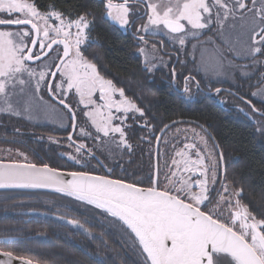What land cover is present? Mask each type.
<instances>
[{
    "label": "snow or ice",
    "instance_id": "1",
    "mask_svg": "<svg viewBox=\"0 0 264 264\" xmlns=\"http://www.w3.org/2000/svg\"><path fill=\"white\" fill-rule=\"evenodd\" d=\"M141 2L146 5L147 19L137 27L136 33L138 41L145 46L148 41L141 32L166 31L183 47L189 38L198 39L197 30L209 29L215 23L221 34L226 25L235 32L234 43L240 44L241 51L247 55L264 54V0H259V8H256L258 0H251L252 8L245 0H169L163 8L151 0ZM45 9L40 11L35 0H0V113L32 119L34 112L43 111L46 119L60 123L61 127L67 117L75 131L77 110L67 102L70 95H75L78 105L87 109L81 112L94 129L93 133L80 127L79 132L93 141L96 151H110L112 144L131 151L132 145L126 139V121L130 113L144 116V110L126 95L124 88L101 75L97 64L85 55L88 44L95 42L89 36L95 22L89 16L93 14L85 11L73 18L70 11L66 15L58 9L55 0ZM131 11L129 0H105L103 17L125 27L130 24ZM11 26L18 30H9ZM210 39L193 45L190 55L194 62L197 47ZM151 49L158 51L155 43ZM53 51L56 56L52 63L39 71L31 67L30 62L49 58ZM139 51L145 53L146 65L151 64L146 47ZM206 52L207 49L201 48L200 68L206 73L222 72L223 64L206 59ZM152 67L155 65L147 70L151 71ZM25 74L27 81L23 78ZM190 82L199 88L194 77H185V93L190 91ZM26 83H32L34 95L24 98L22 86ZM42 90L53 104L44 102ZM220 91L216 89L217 93ZM252 96L264 97V82ZM13 97L21 98L13 100ZM245 103L254 113L264 115L250 100ZM164 127L167 129L169 125ZM67 139L72 142L68 146L74 147L77 154L86 150L88 157L97 158L92 148L74 141L71 133ZM156 139L159 141L160 137ZM200 141L203 148L187 143L175 153L171 165L165 164L167 171L163 179L157 166L155 177L149 175L146 186L142 180L129 182L126 177L112 178L110 174L63 171L47 163L36 165L0 159V189H46L92 206L132 236L143 264H264V212L258 218L243 202V187H233L226 168L222 170L224 156L217 150L218 145L209 147L204 137ZM17 152L27 160L24 153ZM64 155L83 165L71 152ZM35 214L52 215L93 236L87 218L81 221L67 213ZM4 239L7 241L9 237ZM14 261L33 264L11 251H0V264Z\"/></svg>",
    "mask_w": 264,
    "mask_h": 264
},
{
    "label": "trees",
    "instance_id": "2",
    "mask_svg": "<svg viewBox=\"0 0 264 264\" xmlns=\"http://www.w3.org/2000/svg\"><path fill=\"white\" fill-rule=\"evenodd\" d=\"M35 2L40 11H45V6L53 0ZM55 3L66 15L70 11L73 18L85 11L93 14L89 16L90 20L95 18L89 36L95 42L88 44L85 55L97 64L101 75L124 88L126 95L144 110V116L134 120L138 128L126 132L131 151L125 149L121 159L114 164L108 156L92 159L82 151L86 154L81 159L83 165L76 164L60 155L59 146L45 140L46 134H50L58 139L64 136L68 141L71 127L55 129L46 125L32 132L24 121L12 120L8 114H0V148L18 149L27 157V163H47L63 171L110 174L112 178L126 177L129 182L142 180L146 186L149 175L153 176L154 172L155 143L159 132L165 125L182 121L179 124L195 125L212 145H218L217 150L224 156L222 170L226 168L233 187H243V202L260 218L264 212V122L257 125L254 117L262 121L264 117L254 112L250 115L240 108V105H246L252 110L246 100L255 106L247 95L248 86L231 80L204 81L192 69L193 62L184 61L179 53H176L178 59L174 68L170 63L169 69L162 67L148 71L138 54L139 41L134 38L133 30L123 31L103 17L105 0H55ZM137 3L144 12L140 19H144L146 7L143 2ZM146 40L152 41L151 38ZM188 76L199 82L198 89L195 82L189 83L195 88L194 99H187L185 92L179 93L185 88L183 79ZM259 83L257 80L254 84L252 82V88ZM216 89L221 91L217 93ZM221 98L223 100L218 101ZM42 136L44 138L40 140ZM160 143L161 140L157 149L158 167ZM106 163L112 164L111 173L105 170ZM37 212L57 216L67 213L70 218L81 221L87 218L91 221L87 227L93 236L56 220L52 215L45 217L35 214ZM4 237L9 239L5 241ZM0 251H11L15 256L38 264H143L132 236L114 224L111 218L73 198L37 190H0Z\"/></svg>",
    "mask_w": 264,
    "mask_h": 264
},
{
    "label": "rangeland",
    "instance_id": "3",
    "mask_svg": "<svg viewBox=\"0 0 264 264\" xmlns=\"http://www.w3.org/2000/svg\"><path fill=\"white\" fill-rule=\"evenodd\" d=\"M141 2V0H129V6L132 9L129 19L130 24L125 27H121L119 24H117L114 21H111L109 18H107L110 22L115 24L117 27H119L121 30L126 31L130 28L133 30V32H136V29L139 25L146 22V14L144 19H138L136 20L137 24L136 26H131L132 22L134 21V17H137V15H144L143 8L137 3ZM116 2H122V0H116ZM151 2L157 3L163 8L165 5L169 3V0H151ZM211 2V0H209ZM245 2L248 4L249 8H252L251 0H245ZM145 5V3H144ZM146 7V5H145ZM259 0L256 4V8H259ZM215 12V9H214ZM143 13V14H142ZM146 13V10H145ZM250 15V14H248ZM6 18V17H5ZM229 24L231 21L228 22ZM9 30L16 31L18 30L16 26H11ZM200 32V35L198 39L189 38L186 41L185 46L181 47L178 43V40H173L171 36H169L166 31L161 34H152L149 32L148 34H145L143 32L140 33V35H145L151 38L152 41H148V45L145 46L143 43L139 42V49L141 47H146V54L148 55L149 60L151 61V64L146 65L145 62V53H141L138 50V54L140 55V58L142 60L143 65L146 67H151L152 65H155V67H152L153 71L154 69H159L162 67H165L169 69L170 63L171 66L174 61V57L170 54L166 55V53H179L180 56L184 61L188 63L193 62L192 69H195L197 73L200 74L201 78L204 79V81H210V82H226V81H233L234 83L239 81V84L248 86L247 90L249 93L247 95H250L249 97L253 99V102H255V108L259 110H264V97L256 96L253 97L252 93L257 91V88L260 86L261 82H264V54L257 53L255 56L247 55L243 51H241V45L234 43L235 40V32H231V30L226 25L223 34H221L219 30V26L215 23L211 24L209 26V29L205 30H197ZM231 33V34H230ZM207 43H203L200 46L197 47L195 52V62L193 61L192 55L190 53L193 52V45L199 44V42L203 41H209ZM146 40V39H145ZM229 42H225V41ZM244 40L247 41L248 38L244 37ZM155 43L157 46L158 51L153 52L151 49V45ZM201 48L207 49L206 52V59L211 58V62L219 61L223 64V71L216 74L212 71L205 72L200 68V60H201ZM56 52L53 51L51 53V56L49 58H44L43 60L39 61L36 64H31V67L36 69L37 71L41 70L44 65L52 63L53 59H55ZM162 58V59H161ZM187 63V64H188ZM258 74V76H256ZM256 77V78H255ZM23 78L27 81L28 77L27 74L23 76ZM50 78V77H49ZM48 78V79H49ZM254 78V79H253ZM57 77V82H58ZM260 82L259 85L252 88V82L254 84V81ZM180 82V81H179ZM34 83V81L32 82ZM32 83H26L24 86H22L25 90L24 92V98L27 96H33V88ZM181 84L178 83V87L181 88ZM190 91L185 94V97L187 99H194L195 98V88L191 84H189ZM17 92H19V87L16 89ZM40 95L44 97V102L46 104H53L47 95L45 91H41ZM21 97H13V100L19 99ZM223 99H219L218 101H222ZM72 104V106L77 110V120H78V126L75 130V133L73 134V140L77 142H82L87 145L88 148H92L93 151L96 153V156L98 158H102V155L108 156L110 158L111 163L114 164L118 160L121 159L123 156L125 148L122 146H116V144H112L110 146V151H96V148L93 145V141L88 138H84L80 132V127H84L87 131L93 132L94 129L89 127L90 122H87L86 118L83 116V112H81V109L83 111H87V109L83 108V105H78V96L70 95L69 100L67 101ZM39 103V101H37ZM57 108H59V105H56ZM240 108L248 112L250 115H254L253 111L249 109L246 105H240ZM5 114V113H0ZM12 120H22L21 123L25 124L28 130H32L35 128H40L42 126H52L55 129H67L70 127V121L65 117L64 119V126L61 127L60 123L54 122L52 120L46 119L43 111H36L33 113L32 119H27L25 116H15L8 114ZM139 113H130L129 117L126 121L125 126V132H128L132 129H137L138 126L135 124V119L139 118ZM254 117V116H253ZM255 122L257 125H262L264 121L259 120L257 117H254ZM140 122V121H138ZM140 126V124H139ZM264 127V126H263ZM195 130V133L199 135H195L192 130ZM43 134V133H42ZM47 137H45V140L49 141V144L59 146L61 152L60 155H63L64 157L68 158L66 153L71 152L72 155H76L78 159H84V153L77 154L74 150V147H69L68 145L72 143L71 141H67L66 137H62V139H58V136L46 134ZM49 137H52L54 139L50 140ZM127 137V136H126ZM200 137H204L208 141L209 147L212 146L210 140L205 135V133L196 127L193 124H178L172 127L171 129H168V132H165L161 139L160 143V150H159V169L161 173V179H163V173L167 171L165 168V164L171 165V160L173 157H175V153L179 151L180 149L184 148V145L187 143H196L199 147L203 148V145L201 144ZM44 137H39L40 140H42ZM118 140V136H117ZM10 148H0V159H3L5 161L9 159H15L20 160L22 162L27 163V160L24 159V156H20L17 152L18 149L8 151ZM86 151V150H84ZM20 152V151H19ZM122 155V156H121ZM178 158V157H177ZM118 159V160H117ZM110 163H106L104 165L105 170L108 171V169L111 168ZM219 187V185H217Z\"/></svg>",
    "mask_w": 264,
    "mask_h": 264
},
{
    "label": "water",
    "instance_id": "4",
    "mask_svg": "<svg viewBox=\"0 0 264 264\" xmlns=\"http://www.w3.org/2000/svg\"><path fill=\"white\" fill-rule=\"evenodd\" d=\"M55 47V46H54ZM45 51H47V50H45ZM44 58L42 57V59L41 60H43ZM39 62V61H38ZM38 62H30L31 64H36V63H38ZM54 70V69H53ZM49 79H51V78H49ZM184 92V89H182V90H180L179 91V93H183ZM245 114V113H244ZM256 114L257 115H259V116H261V117H264V115H261L259 112H256ZM245 116L248 118V115H246L245 114ZM179 123H182V121H175V122H172V123H170V124H168L169 125V127L167 128V129H165V127L159 132V134H158V136L157 137H160V140H161V138L163 137V135L165 134V132H167V130L168 129H170L171 127H173V126H175V125H177V124H179ZM70 133L72 134V136H73V133H74V131H73V128L71 127V129H70ZM69 133V134H70ZM159 140V141H160ZM159 141H157V139H156V143H155V158H154V172H153V177H155V175H156V169H157V149H158V145H159ZM25 163V162H24ZM0 190H8V189H0ZM16 190H37V191H47V192H52L51 190H46V189H16ZM13 264H17V262H13ZM33 264H38V263H35V262H33Z\"/></svg>",
    "mask_w": 264,
    "mask_h": 264
},
{
    "label": "flooded vegetation",
    "instance_id": "5",
    "mask_svg": "<svg viewBox=\"0 0 264 264\" xmlns=\"http://www.w3.org/2000/svg\"><path fill=\"white\" fill-rule=\"evenodd\" d=\"M141 18V15H137V17H134V21L132 22V27L133 26H136L137 24H135L137 21L136 20H138V19H140ZM131 30V28L128 30V31H130ZM133 36H134V38L138 41V39H137V33L135 32H133ZM145 39H149V37L147 36V37H145ZM166 54H171L173 57H174V61H173V64H172V67L174 68V66H175V62L177 61V55L176 54H174V53H166ZM182 84L184 85L185 84V79H183V81H182ZM247 101V100H246ZM71 127V126H70ZM75 132V131H74ZM74 134V133H73ZM68 137V136H67Z\"/></svg>",
    "mask_w": 264,
    "mask_h": 264
}]
</instances>
